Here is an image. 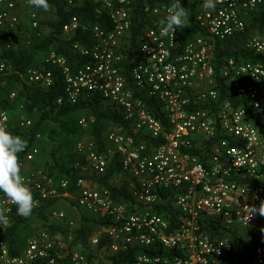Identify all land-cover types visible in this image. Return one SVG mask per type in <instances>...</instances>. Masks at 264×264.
<instances>
[{
	"label": "built area",
	"instance_id": "obj_1",
	"mask_svg": "<svg viewBox=\"0 0 264 264\" xmlns=\"http://www.w3.org/2000/svg\"><path fill=\"white\" fill-rule=\"evenodd\" d=\"M184 1L195 7V19L207 33L183 44L179 28L174 38L161 37L160 21L170 4L145 0V22L131 55L133 0H66L68 9L91 2L94 12L107 19L105 24H87L73 14L62 27V37L89 32V45L73 44L83 62L74 68L64 54L50 48L26 69L23 79L49 88L57 70L64 81L58 105L99 97L124 116L137 136L109 130L105 142L113 149L106 145L102 151L93 139L78 141L81 160L75 167L80 175L73 188L67 177L32 166L40 134L33 142L28 136L19 156L34 198L67 200L109 223L89 235L85 252L72 245L77 228L73 222L66 230L46 227L32 233L19 253L0 241V264H96L99 258L112 264L109 258L122 252L132 254L124 264H264V216L256 215L247 225L240 222L247 205L264 201V62L225 59L220 77L232 88L235 102L222 98L217 88L215 55V42L245 32L264 12V0H219L214 11H205L203 0ZM21 10L28 12L32 29L41 27L43 9L27 0H0V32L6 34L8 48L24 35ZM244 46L264 56V28H256ZM10 70L0 60V76ZM153 102L162 119L154 114ZM0 121L10 128L11 111L0 110ZM90 121L91 115L79 123ZM18 125L28 131L32 121L22 117ZM196 149L205 151L204 156L194 153ZM115 157L119 169L110 183L119 190L126 187L129 201L116 199L99 180ZM116 177L119 184L113 182ZM173 188L180 190L166 211L160 207L162 192ZM0 206L8 209L9 222L0 226L4 235L17 212L2 193ZM48 217L64 221L66 214L51 208Z\"/></svg>",
	"mask_w": 264,
	"mask_h": 264
},
{
	"label": "trees",
	"instance_id": "obj_2",
	"mask_svg": "<svg viewBox=\"0 0 264 264\" xmlns=\"http://www.w3.org/2000/svg\"><path fill=\"white\" fill-rule=\"evenodd\" d=\"M144 1L145 0H133L132 4L131 14L133 42L130 51L131 55L135 51L137 34L145 22V16L143 14ZM148 1L151 3L165 2L168 4L173 2V0ZM180 2L189 12V21L187 22L186 27L179 28V42L180 44H183L194 35H205L207 31L196 21L195 7L191 4H188L184 0H180ZM49 3L55 11V18L47 22L50 32L41 39L32 40L26 48H8L6 34L2 31L0 32V60H5L11 67V70L8 74L0 76V110L6 109L13 112L17 108H20V110L26 114L34 112L40 114L37 123L28 131L22 130L18 123L14 122L10 124L9 129L13 133L19 134L25 139H27L29 136V142L34 141L35 135L38 134L41 125L46 121H51L57 124L60 128V133L72 134L74 130L71 128V126H69L70 124L64 117L82 110H89L90 115L93 117V121H90L88 126L89 136L96 142L98 150H105L106 142L104 139V132L109 127L118 128L122 133L127 135L137 136L131 129L124 116L118 111H113L109 106L104 105L99 97H81L77 103L71 104L68 101H64L63 104L58 105L56 100L64 94V81L57 70L55 71L56 78L54 85L49 88H43L35 84H29L23 79L22 74L29 66L33 64L37 54L42 52L45 53L50 48L56 49L58 52L64 54L67 57L69 64L74 68L83 62L84 58L79 56V54L73 49V44L80 42L83 45H89V32L80 30L72 37H62V27L73 14L78 15L82 21L87 24L99 23L104 25L107 20L104 16H98L94 12L91 2H86L84 6L72 9L67 8L66 0H49ZM256 28H264V12L259 18H255L250 23L245 32L238 34L234 38H229L222 41L218 40L215 42V55L218 62L217 76L219 77L217 88L219 89L222 98L234 99L235 97L232 88L229 87L220 77V68L223 66L225 59L234 57L237 60L243 59L264 62L263 55L257 54L244 46L245 40L255 31ZM12 93H15L16 95L14 98H11ZM234 100L235 102L237 101L236 99ZM151 105L154 114L158 118L162 119V112L159 110L155 102H153ZM201 106L206 107L205 104H201ZM38 142L36 143L40 149ZM208 150L209 147H207L205 151ZM205 151L196 149L193 152L204 156ZM40 155L41 149L36 160L39 159ZM51 156V161L46 160L43 164V167L50 175H53L57 178L67 177L70 180L73 188L76 179L80 175V170L76 169L75 164L69 165L59 160L56 157L55 151H52ZM37 167L40 166L38 165ZM118 169L119 161L118 158L115 157V161L109 166L106 173L99 180L102 184L106 185L112 190L116 199L129 201L130 194L128 193L126 187H123L119 190L110 183V179H112ZM179 190L180 188L164 190L162 192L163 200L160 203V207L166 211H171V201ZM34 197H36V195H34ZM55 202V199H40L38 207L33 210L29 217L25 218L16 214L14 217V222L9 230L4 235H0V241H5L11 247L13 252L19 253L21 246L17 239L19 231L26 226L31 217L37 216L40 218H45L46 210L50 207H54L56 204ZM87 216L88 215L85 216L84 214L82 221H80L77 228L74 229L75 239L72 243L73 246L84 252L87 239L91 234L90 224L103 227L109 223V221L106 219H98ZM64 227L65 226L62 224H56L51 228L66 230ZM103 242H105V238L101 240V244ZM88 257L92 258V250L88 252ZM131 258L132 254L122 252L112 255L109 260L112 264H124L129 262Z\"/></svg>",
	"mask_w": 264,
	"mask_h": 264
},
{
	"label": "rangeland",
	"instance_id": "obj_3",
	"mask_svg": "<svg viewBox=\"0 0 264 264\" xmlns=\"http://www.w3.org/2000/svg\"><path fill=\"white\" fill-rule=\"evenodd\" d=\"M52 10L49 12L43 11V13L41 14L42 15L41 27L37 30L32 29L29 26L30 25L29 21L27 19H24L23 25L25 27L22 29L24 31V35L23 37L17 36L16 40L10 45V47L15 49L26 48L27 45L32 40L41 39L44 36V34H46L49 31V29L44 24V22H48L50 21L49 19L54 17ZM43 14H46L47 17L44 18ZM37 55L38 56H36V60L42 59L40 57L41 53H38ZM89 116H90L89 110H82L73 114H69L64 117L67 120V122L70 124L69 126H71V128L74 130L72 134L60 133L59 132L60 128L57 124L51 121L44 122L39 130L41 136L39 138L40 140L38 143L41 149V155L39 156L38 159L39 160L38 165L44 166L43 164L45 163L46 160L51 161L52 151H55L56 157L59 160L69 165H74L78 160H81L80 156L78 157V154L76 152L77 142L80 140L93 139V138L89 136V131H88L89 124L80 125L79 121L81 118L89 117ZM11 117H12V122L14 123L20 122L22 120V117L29 118L32 121V126L30 127L31 129L39 120L40 114L34 112L26 115L20 110V108H17L15 111L11 112ZM113 129H118V128L109 127L108 129H106V131L104 132V138L106 136V133L109 130H113ZM106 145L108 146L109 149L111 150L113 149V146L110 143L106 142ZM88 172L89 171H82V174ZM113 182L115 184L117 183L119 184L120 179H118V177L113 178ZM52 208H54L55 210L64 211L67 217L66 220L64 221H57L55 219L50 220L48 217L49 210L46 211L45 218H40L37 216L31 217L28 223L26 224V226L23 227L18 233L17 239L20 242L21 246L24 245L26 238L30 236L32 233L38 232L46 227H52L58 223L66 226L69 223L73 222L76 226H78L79 222L82 221V217L84 216L82 212L79 213L75 208L71 207L70 203L67 200L58 201ZM90 226H91V234L97 233L100 230V227L97 225L90 224ZM95 263L109 264L107 260H103L102 258L96 259Z\"/></svg>",
	"mask_w": 264,
	"mask_h": 264
},
{
	"label": "clouds",
	"instance_id": "obj_4",
	"mask_svg": "<svg viewBox=\"0 0 264 264\" xmlns=\"http://www.w3.org/2000/svg\"><path fill=\"white\" fill-rule=\"evenodd\" d=\"M29 6L43 9L45 12L52 10L49 0H27ZM219 0H203L202 7L205 11L215 10ZM166 16L160 21L161 37L175 36L178 28L186 27L189 12L180 0H173L166 9ZM27 147V140L19 134L13 133L8 125L0 121V193L16 205L18 216L29 217L39 202L34 198L31 180L23 174L19 154ZM8 209L0 206V226L5 227L9 222ZM256 215L264 216V201L257 206L247 205L240 222L247 225Z\"/></svg>",
	"mask_w": 264,
	"mask_h": 264
},
{
	"label": "crops",
	"instance_id": "obj_5",
	"mask_svg": "<svg viewBox=\"0 0 264 264\" xmlns=\"http://www.w3.org/2000/svg\"><path fill=\"white\" fill-rule=\"evenodd\" d=\"M52 7V6H51ZM53 11V15H54V17L53 18H51V19H49V20H52V19H54L55 18V11H54V9L52 10ZM46 14H43V17L44 18H46L47 17V15L45 16ZM28 12L26 11V10H21V22H20V26H19V28L22 30L25 26L23 25L24 24V19H27L28 21H29V23H30V20L28 19ZM41 19H42V15H41ZM249 21H251V20H249ZM28 23V22H27ZM44 24L47 26V28L49 29V31L46 33V34H48L49 32H50V28H49V25H47V22H44ZM250 25V24H249ZM30 26V25H29ZM46 34H44V36L46 35ZM20 36H22L23 37V35H20ZM0 53H1V49H0ZM44 55H45V53L44 52H42L41 53V58H43L44 57ZM38 56V55H37ZM39 60H41V59H39ZM35 61H37L36 59H35ZM34 61V62H35ZM33 62V63H34ZM24 114H26V113H24ZM27 115V114H26ZM39 133V132H38ZM40 134V133H39ZM41 136V135H40ZM105 139V138H104ZM40 139L39 138H37V142L39 141ZM39 153H40V149H39ZM37 158V157H36ZM38 162H39V160L37 159L36 161H34L33 162V164H32V166L33 167H36V168H44L43 166H40V167H37L38 166ZM75 166H76V164H75ZM58 201H56L55 203H57ZM70 206L71 207H73V208H75L74 207V204H70ZM51 208L52 207H50V208H48L47 210H51ZM76 209V208H75ZM46 210V211H47ZM77 210V209H76ZM77 212H79V213H83V215L85 214V216L86 215H88L87 217H93V218H95L94 216H92L90 213H88V212H84V211H80V210H77ZM67 218V217H66ZM66 220V219H65ZM20 247H22V246H20Z\"/></svg>",
	"mask_w": 264,
	"mask_h": 264
}]
</instances>
